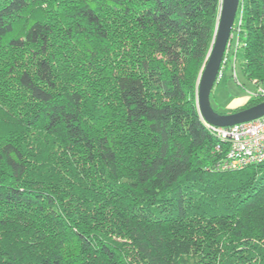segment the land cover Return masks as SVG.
I'll list each match as a JSON object with an SVG mask.
<instances>
[{"label":"trees","instance_id":"trees-1","mask_svg":"<svg viewBox=\"0 0 264 264\" xmlns=\"http://www.w3.org/2000/svg\"><path fill=\"white\" fill-rule=\"evenodd\" d=\"M221 5L0 0V264H264V163L215 171L197 104ZM240 19L264 86V0Z\"/></svg>","mask_w":264,"mask_h":264},{"label":"built area","instance_id":"built-area-1","mask_svg":"<svg viewBox=\"0 0 264 264\" xmlns=\"http://www.w3.org/2000/svg\"><path fill=\"white\" fill-rule=\"evenodd\" d=\"M240 27L241 19L235 21L224 57V65L232 52L234 31L238 33L233 52L236 59L237 48L240 45ZM224 65L222 66V70L224 69ZM249 96L251 98L263 97L264 87L258 86ZM202 121L208 131L219 140L215 148V152L219 155L218 161L213 165L215 171L237 172L250 166L264 163V117L231 127H217L208 124L203 119Z\"/></svg>","mask_w":264,"mask_h":264},{"label":"water","instance_id":"water-1","mask_svg":"<svg viewBox=\"0 0 264 264\" xmlns=\"http://www.w3.org/2000/svg\"><path fill=\"white\" fill-rule=\"evenodd\" d=\"M239 5L240 0H222L215 39L198 85L197 104L201 118L208 124L217 127H231L264 117V101L229 114L217 112L211 103L212 91L222 70Z\"/></svg>","mask_w":264,"mask_h":264},{"label":"rangeland","instance_id":"rangeland-1","mask_svg":"<svg viewBox=\"0 0 264 264\" xmlns=\"http://www.w3.org/2000/svg\"><path fill=\"white\" fill-rule=\"evenodd\" d=\"M106 9L108 12L111 10V7L106 6ZM55 18L62 17L52 14V19L54 20ZM233 35V47L229 55L232 57V60L220 73L211 95L213 108L222 114L243 110L252 99L249 94L257 89V86L250 82L242 71V65L245 61L242 52L240 51V53L236 54V59L235 55L232 54L235 49L238 33L234 31ZM7 78L9 81L13 82V76H8Z\"/></svg>","mask_w":264,"mask_h":264}]
</instances>
